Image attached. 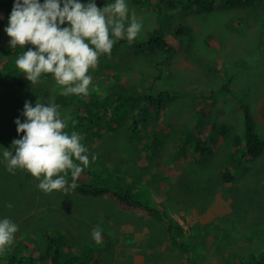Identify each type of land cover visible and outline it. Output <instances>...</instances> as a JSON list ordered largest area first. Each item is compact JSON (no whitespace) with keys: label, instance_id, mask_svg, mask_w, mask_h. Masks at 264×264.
<instances>
[{"label":"rangeland","instance_id":"obj_1","mask_svg":"<svg viewBox=\"0 0 264 264\" xmlns=\"http://www.w3.org/2000/svg\"><path fill=\"white\" fill-rule=\"evenodd\" d=\"M87 1L80 0L83 3ZM114 2L95 0L101 9L107 3ZM126 3L129 16L135 12L142 23V30L133 44L127 42L126 37L118 39L111 54L102 55L109 59L104 63H109L106 74L111 80V86L107 87L103 79L99 78L100 85L95 87L100 90L101 96L110 98L115 92L122 95V100L134 98L142 104V110L134 109V113L124 115L122 109H114L113 102V107L108 111L104 109L95 117L94 120H98L99 124H104L100 127L106 132L101 134L92 127L80 133L83 138L81 142L88 148L90 157L89 165L80 176L91 182L94 180L97 184L106 182L118 187L130 184L132 196L137 195L151 207H166L169 219L181 224L184 230L178 233L168 231L163 212L162 220L144 212L145 215H137V211L130 210L128 222L133 224L135 231H144V236H138V231L134 233L131 228H119L117 224H112L115 218L113 215L105 217L107 203H113L111 196H88L77 190L46 194L38 188L39 181L28 172L17 169L14 174L10 173L2 155L0 219L8 218L19 227L13 244L0 253L2 263L14 259L13 264H33L31 259L34 262L38 254L45 252V247L40 249L38 244L42 224L43 231L47 230L48 235L59 236L62 231L67 236L64 242L74 245L73 254L88 253V264H169L174 259L177 264L181 249L189 250L192 247L187 234L198 240L196 256H200L199 259L205 264H225L224 258L227 257V261L231 258L227 253L231 245L232 254L238 251L243 257L246 255V259H252L248 247L258 248L259 253L264 252V154L254 161H240L237 155L241 151H236L233 140L236 135L244 137L246 132L245 117L238 111L237 98L238 95L243 96L246 89H249V96L244 97L242 107L251 108L257 132L264 138V99L259 107L260 98L264 96V0H253L240 7H225L220 3L219 8L210 12L199 11L189 0H126ZM1 27L0 22V44L7 35ZM156 37L167 45L152 43ZM5 40L7 44L10 42ZM123 40L126 41L119 44ZM169 40L173 44H169ZM173 40L180 41V45L174 44ZM141 42L147 43L140 45ZM0 53L3 54L1 47ZM22 77L20 74V80ZM18 85V82L14 85L0 83V97L7 99L0 102V114L4 111L9 113L6 125L0 126V145L3 150L11 149L15 155L12 142L22 138L24 133H17V125L13 126L12 118L23 114L26 101L32 104L37 100H45L47 104L58 105L62 117L66 118L65 131L69 134L75 131L78 123H72L69 119L72 112L66 113L63 108L76 106L77 99L74 100V106L58 103L57 96L63 91L62 86L59 85L58 92L52 96L49 92L52 88L50 78H44L33 85L27 83L22 88ZM162 91H169L172 98L162 105L161 116L159 107L146 105ZM67 98H71V94ZM200 101H212L214 106L208 104L211 113L204 120H212L211 124L214 121L218 125H231L232 129L225 131V135L220 131L209 132L205 128L196 131L194 122L208 114L192 110L194 118L188 117L186 112ZM153 112L154 116H149ZM165 115L166 122L163 120ZM85 119H82L83 122L87 121L85 126H89V117ZM158 122L164 124L159 125ZM156 125L158 127L154 131ZM114 126L121 131H112ZM206 134V143H202L210 149L214 146V149L212 152L208 149L203 152L207 160L204 167H201L199 177L204 175L205 178L208 173L216 171L215 178L218 179L219 171H224L231 163L239 164L240 171H233L235 178L231 186L230 183H222L218 191L225 194L230 202H227L224 209L218 206L213 210L210 207L220 204L219 201L211 200L209 203L203 199L200 205L181 203L178 206L173 201V195H180L177 188L184 191L192 182L191 178H181L180 174H183L185 166L189 168L195 157L200 155L195 151V146L198 145L200 135ZM139 136H142L141 141L133 139H140ZM221 140L223 143L219 144ZM184 141L190 143L187 145ZM96 142L102 147L90 145ZM148 152L151 158H148ZM93 155L95 160L91 159ZM107 156H110L109 167L105 168L104 160ZM240 157L242 159V155ZM151 180L155 185L151 184ZM177 180L183 186H176ZM159 183L167 187L159 189ZM169 194H172L171 198L166 196ZM9 204L11 208L7 206ZM230 204L232 214L224 216V211L231 208ZM109 205L112 207V204ZM62 207L68 211L64 209L59 222ZM118 207L121 208L120 205ZM208 208L214 215L211 218L210 214L205 217ZM108 211L112 212L111 209ZM114 215L118 222L126 217L121 211ZM204 217L207 221L202 222ZM96 228L102 231V243L99 244L92 238ZM234 233L239 234L238 238L231 237L236 240L230 242V236ZM171 236L172 241L169 240ZM181 236L183 245L177 241ZM25 243V256L17 260L19 253H22L19 245ZM147 243L152 249L148 254ZM185 262L182 260L181 264ZM42 263L49 264L48 261Z\"/></svg>","mask_w":264,"mask_h":264},{"label":"clouds","instance_id":"obj_2","mask_svg":"<svg viewBox=\"0 0 264 264\" xmlns=\"http://www.w3.org/2000/svg\"><path fill=\"white\" fill-rule=\"evenodd\" d=\"M1 13L3 14L0 17L1 29L7 33L6 37H10L8 44L13 51L16 52L17 48L24 49L26 45H32L36 49L28 48L15 60L16 67L32 85L39 83L44 78H50L52 88L49 89V92L52 93V96L55 92H58L59 85L63 89L61 94L65 96L70 94L71 97L72 94L83 95L87 101L93 95V98L98 100L93 111H99L100 113L106 108L113 107V102L115 104L114 109H122L124 115L134 113V109L142 110V104L134 98L122 100L115 96L110 98L101 96L97 87H91L92 83L100 85L99 78L105 81L107 87L111 86V80L108 79L106 74L109 71V63H104L107 58L102 57V55H110L114 43L118 39L126 37L127 42L133 44V41L142 30V23L137 19L135 12L133 11L129 16V7L126 0H115L114 3H107L102 9L97 7L95 0H88L85 3L80 2V0H44L43 3L40 0H15L12 12L5 11ZM62 25L64 27H61ZM0 55L3 56L1 53ZM2 59L0 57V60ZM48 74L52 76L47 77ZM95 91L98 93L95 94ZM162 92H165L166 98H163L161 104L149 100V104L146 105V107H159L160 114L163 111L162 105L167 99L172 98L169 91ZM1 101H4V99L1 98ZM68 104L74 106V101L68 102ZM80 107L82 109L81 114L87 113L83 104ZM64 108L65 112L69 113L73 112L75 106ZM192 110L196 111V108L190 107L187 110L188 117H194ZM149 116H154V112L150 113ZM25 118V122L21 123ZM69 119L71 120V118ZM163 120L166 122V115L163 116ZM90 122L89 126H85L87 121L82 122L81 128L76 127L75 131L69 134L65 131L67 127L66 118L62 117L58 105L47 104L45 100H37L32 104L26 101L23 114L12 118L13 126L17 125V133H24L22 138L12 142L15 155H13L11 149H4L2 153L4 160L7 162V170L13 174L17 169L28 172L39 181L38 188L46 194L53 191L64 193L74 191L78 187L77 179L90 162L89 150L82 144L83 138L80 133H85L92 127L101 134L106 132L103 127H100L104 124H99L98 120ZM158 124L162 125L164 123L158 122ZM153 125L149 126L153 127ZM194 126L196 131L200 129L198 123L194 122ZM229 126L232 129V126ZM157 127L156 125L154 131ZM101 128L102 131H100ZM116 129V126H114L111 130L121 131ZM210 131L229 132L227 124L218 125L217 123L211 126ZM139 137L140 139H133L141 141L142 136ZM206 138L207 134L205 136L200 135L197 141L206 142ZM146 139L150 140L147 137ZM233 140H236L235 136ZM240 144L246 150L248 144L244 142ZM90 145L97 146L100 144L96 142L90 143ZM100 146L102 147V145ZM149 152L147 156L151 158ZM95 158L94 155L91 157L92 160H95ZM69 175L71 182L69 181ZM114 187L120 193L122 190L125 191L122 186L115 185ZM107 195L111 196L113 203H107L108 207L104 211L105 217L113 215L115 218L112 224H117L119 228H131L134 233L140 232L137 234L138 236L141 234L144 236V231L138 229L135 231L133 224L128 222L130 210H126L121 202L118 203L119 200L115 196ZM109 204H112V207ZM7 206L12 207L11 204ZM108 209H111L112 212L110 213ZM66 210L68 211V209ZM63 211L65 210L63 209ZM120 211L125 213L126 217L118 222L114 214H118ZM63 213L62 211L59 213V222ZM142 214L145 215L143 212H137V215ZM43 227L44 224L39 229L41 234L43 233ZM18 230V225L10 219H0V253L5 252L13 244ZM39 236L41 237L40 234ZM92 238L97 244L102 243V231L99 228L94 229ZM172 239L171 236L169 240L172 241ZM182 239V236L178 237L177 241L183 245L184 242L180 241ZM198 246L194 253L195 257H197ZM189 250L182 248L181 255L186 254ZM119 262L121 263V259Z\"/></svg>","mask_w":264,"mask_h":264},{"label":"trees","instance_id":"obj_3","mask_svg":"<svg viewBox=\"0 0 264 264\" xmlns=\"http://www.w3.org/2000/svg\"><path fill=\"white\" fill-rule=\"evenodd\" d=\"M0 1H1L0 10H2L1 12H5V11L12 12L13 5H14L12 4V2L15 3V1H12V2H10V0H5V1L0 0ZM165 1H170V0H165ZM251 2H253V0H189V3L195 5L199 11H208V12L214 11L217 8H219L220 3L222 4V6H225V7H240L242 5L249 4ZM1 12H0V17L3 16ZM171 32L175 33L176 31L171 30ZM9 38H10L9 36L6 38H3L0 44V47L3 50V56L0 55V57L3 58L2 60H0V83L5 84V85H8V84L14 85L16 84V82H18L19 83L18 87L22 88L26 86L27 83H30V82L27 80L24 74L16 67L15 60L22 54L23 51H27L28 48H33V50H36V49L32 45H26L24 49L17 48L15 52L10 47V45L6 43L5 39H9ZM122 42L123 41H120L119 44ZM149 42H151V40H149ZM169 42L170 44L172 43L170 40ZM173 42L174 44H177V45L180 44V41L178 40H173ZM145 43L147 42H141L139 44L143 45ZM152 43L158 46L167 45L165 41L158 39V37H156V39H154ZM4 59H6V61H4ZM19 72L22 76H24L22 77V80H20L19 78L20 77ZM50 76L52 75L51 74L47 75V77H50ZM103 84H105L104 80H103ZM93 86H95V83L91 84V87ZM61 93L57 97L58 103L60 104H67L68 102L74 101L75 98H77L75 109L73 110L72 115L70 116L72 123H75V122L78 123L77 127L79 128L82 127L81 125V123L83 122L82 119H85L87 116L89 117L90 121H92L95 119V117H97L98 114L100 115L99 111H93V108H96L97 103H98V100L94 99L93 95H91L90 100L86 101V97L83 95L77 96V95L72 94L73 96L71 98H67V96L62 95ZM164 94L165 92H162L159 96L152 97L150 101L156 104H161L163 98H166ZM113 96L117 98H121L122 95L120 93L118 94L114 93ZM0 98L7 100L3 96ZM82 104L85 106V109L87 112L85 114H81V111H80V108H81L80 106H82ZM195 108L197 107L195 106ZM108 109L110 108H106L107 111ZM243 109H244V117H245V123H246V132L244 134V137H242L241 135L235 136V139H236L235 149L236 151H241V154L237 155L239 156L238 158H240L239 160L248 162V161H254L258 157L264 154V138L257 132V128H256L257 123H256V119L252 113L251 108L249 106H246ZM64 112H65V108H64ZM203 112H205L206 114L208 113V111L205 109L203 110ZM8 117H9V113L6 111L0 114V126L6 125V121L8 120ZM230 129L231 127L228 125V130ZM1 130L2 128H0V131ZM243 140L246 141V143L248 144L246 150L240 144L241 142H243ZM184 142L187 145L190 143L188 141H184ZM197 143L198 145L195 146V151L200 154L199 155L200 157L199 156L195 157V160L190 163L189 168L185 166L183 170V174L179 173L182 176L181 178H187V179L191 178L192 182L189 185V187L184 191H181L180 189L177 188L180 195H177V196L173 195L174 196L173 201H174V204L178 206L181 203L192 204V206L200 205L202 204L203 199H205L206 202L211 201L216 195L217 191H220V186H221L220 184L225 183V182L231 183L232 181H234V178H235L233 171L234 170L240 171L239 164L231 163L229 166H227L226 169H224V171H219L218 179L215 178L216 171H212L208 173L205 176V178H204V175L202 177L201 176L199 177V175L201 174V167H204V163L207 160L206 157L204 158L203 152L207 149L212 152V149H210L209 146H205L206 142L202 143L199 141ZM236 151L234 152L235 154H236ZM2 153H3V148L0 145V156H2ZM241 155H242V159L240 157ZM109 158L110 156H107V158H105L104 160L106 163L105 168L109 167V164H108ZM197 164L199 165L197 166ZM111 167H113V165ZM197 177L200 179L201 183H199V179ZM153 178H155V175ZM69 181L71 182L70 175H69ZM93 181L91 182L86 177L80 176L76 181V183L78 184V187L75 190L83 194L93 195V196H104L106 194H110L112 196H115L119 200L118 203L121 202V204L126 208V210L144 212L145 214L158 217L162 220L165 218L167 221L166 225L168 226V231L172 230L173 232H176V233H178V231L183 232L182 230L184 229L181 227V224L175 223L174 221H172V219H169L168 211L166 210V207H160L157 205L155 207H151L149 204L144 203L142 199L137 197V195L132 196L129 191L130 184L122 185L125 191L122 190V192L120 193L116 191L115 187L111 184H108L106 182H103L102 184H97L96 182H93ZM151 184L155 185V183H153L152 180H151ZM177 185H182V184H178V180H177L176 186ZM202 185L204 186V188L202 187ZM166 187L167 185H165L164 183L158 184L159 189H164ZM166 196L168 198H171L172 194H169ZM224 196L226 195L224 194ZM60 211L64 212L63 207ZM161 212H163L168 217V219L165 217V215L163 218L161 216ZM39 234L41 235V237H40V242L38 244H40L39 245L40 249H42V247L43 248L45 247V252H41L40 254H38V257L35 259L34 262H33V259H31L33 264H43L42 261L44 262L48 261L49 264H88L89 263V259L87 255L88 253L86 252L76 253V254L72 253V249L74 248V245H69L66 242H64L67 236L63 234L62 231L60 232L59 236L48 235L47 230H44L42 234L41 233ZM238 235L239 234L234 233L232 236H230V238L231 237L238 238ZM187 236H188L187 238L190 239V241H192V248L188 252H186V254H183L179 257V259L177 260V264L178 262L179 264H181L182 260L186 261L185 263H182V264H195V261H197L196 264H205L202 259H199L200 256L195 257V254H194L198 246L197 244H199L198 241L192 235H187ZM233 240H236V239L231 238L230 242L231 241L233 242ZM26 247H27L26 243L19 245V248L22 249L21 250L22 253H19V255L17 256V260L24 258L25 254L23 251ZM150 250L152 251L150 244H148L146 253L148 254V251ZM227 253L231 255L230 256L231 258H229L228 261H227V257L224 258L225 264H258V263L264 264V252L259 253L258 248H255V247H248V253L251 254L252 259H246V255L245 257H243L242 255L238 253V251L232 254V245L230 249L227 251ZM259 254H260V257H259ZM13 261L14 259L10 260L9 262L2 263L1 256H0V264H13ZM175 263H176L175 259L170 260L169 262V264H175ZM207 264H212V263L208 262Z\"/></svg>","mask_w":264,"mask_h":264},{"label":"crops","instance_id":"obj_4","mask_svg":"<svg viewBox=\"0 0 264 264\" xmlns=\"http://www.w3.org/2000/svg\"><path fill=\"white\" fill-rule=\"evenodd\" d=\"M237 96V95H236ZM249 96V89H246L245 90V92H244V94H243V96H237V98H238V102H239V104H238V111H241L242 113H243V115H244V111H243V99H244V97H248ZM264 99V96H262L261 98H260V101H259V107H260V103H261V101ZM212 101H211V103L209 102V103H207V102H204V101H200L198 104H197V108H196V111L198 110V111H203L204 109L205 110H207L208 111V115L207 116H203V118H201L200 120L199 119H197L196 120V123H198L199 125H200V129H202V128H205V130H211V126H212V124H211V121L210 120H204L205 118H207L209 115H210V112H211V109H210V104H211V106H213L212 105ZM209 104V105H208ZM240 105H241V107L242 108H240ZM214 107V106H213ZM260 109H262V107L260 108ZM262 111L264 112V109H262ZM263 112H261L262 114H263ZM221 115H224L223 113H221ZM222 142H218L219 144H222L223 143V140H221ZM249 162V161H248ZM235 174V173H234ZM235 177V176H234ZM233 182V181H232ZM226 185H223V187H225ZM229 186H231V183H230V185ZM228 186V187H229ZM227 187V188H228ZM226 188V187H225ZM215 198V199H214ZM214 198L212 199V201H219L220 202V204H217L216 206H213V207H210V210H213V209H215V208H217L218 206H220V208L221 209H224V208H226V205H227V202H230L229 201V199H227V196H224L221 192H218L217 191V193H216V195L214 196ZM225 198V199H224ZM221 201H224V203H222ZM230 207L231 208H229V210H227V211H224V213H223V215L225 216L226 214H232V204H230ZM207 214H210V218L212 217V216H214L213 214H211L210 212H209V208H208V210L205 212V217H206V215ZM215 215H217V214H215ZM205 217H204V219L202 220V222H204V221H207V219H205Z\"/></svg>","mask_w":264,"mask_h":264},{"label":"bare ground","instance_id":"obj_5","mask_svg":"<svg viewBox=\"0 0 264 264\" xmlns=\"http://www.w3.org/2000/svg\"><path fill=\"white\" fill-rule=\"evenodd\" d=\"M2 1H5V0H2ZM11 1H12V0H11ZM0 2H1V1H0ZM1 4H2V3H1ZM12 4H14V3L12 2ZM1 9H2V7H1ZM1 11H2V10H0V12H1ZM241 64H242V63H241ZM242 76H243V75H242ZM239 78H240V77H239ZM239 78H237V79L239 80ZM237 79H236V80H237ZM251 79H252V78H251ZM239 81H240V80H239ZM210 113H211V112H210ZM141 115H142V114H141ZM219 118H221V117H219ZM221 119H222V118H221ZM217 120H218V117H217ZM222 120H223V119H222ZM211 121H212V120H211ZM225 122H226V121H225ZM213 123H214V121H213ZM213 123H212V124H213ZM220 124H221V123H220ZM223 124H224V123H223ZM209 132H210V131H209ZM223 134L225 135V133H223ZM211 136H212V135H211ZM243 142H244V140H243ZM207 148H208V147H207ZM213 149H214V148H213ZM213 149H212V150H213ZM215 149H216V147H215ZM205 153H207V152H205ZM230 175H231V174H230ZM230 175H229V176H230ZM230 177H231V176H230ZM33 248H34V247H33Z\"/></svg>","mask_w":264,"mask_h":264}]
</instances>
